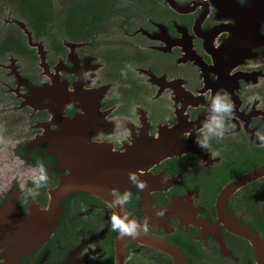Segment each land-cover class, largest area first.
<instances>
[{"label": "flooded vegetation", "instance_id": "flooded-vegetation-1", "mask_svg": "<svg viewBox=\"0 0 264 264\" xmlns=\"http://www.w3.org/2000/svg\"><path fill=\"white\" fill-rule=\"evenodd\" d=\"M37 1L0 0L2 264L50 225L40 212L64 164L78 189L14 264H257L244 235L264 247V174L245 176L264 165V0ZM217 90L234 119L203 150L195 130ZM37 161L49 180L33 198ZM125 189L118 211L141 230L121 238L108 202Z\"/></svg>", "mask_w": 264, "mask_h": 264}, {"label": "clouds", "instance_id": "clouds-1", "mask_svg": "<svg viewBox=\"0 0 264 264\" xmlns=\"http://www.w3.org/2000/svg\"><path fill=\"white\" fill-rule=\"evenodd\" d=\"M125 76L126 74L122 73ZM84 78H88V74H84ZM119 98V93H116ZM235 104L231 99V95L226 90H217L210 96L209 105L207 108V115L204 121L201 122L199 129H196L198 139L195 140L196 144L203 150H207L211 147V141L213 139L220 141L225 138V135L229 132V122L234 119ZM4 128L3 124H0V131ZM193 133L189 131L187 136H191ZM258 141L264 146V135L257 134ZM0 142H3V137L0 136ZM214 156H219V152L212 153ZM31 176V188H25L26 196L35 198L40 194V189L45 187L48 183L49 177L47 169L43 162L37 161L36 166L32 169ZM129 183L136 187L138 190L143 191L147 189L148 185L146 181L140 179V175L137 173L128 174ZM112 200L109 202L110 206L114 209H123L125 205L131 202L133 193L130 189H125L123 192L118 190L112 193ZM157 216H163L164 210L158 211ZM112 228L117 231L121 238L123 237H135L141 230V222L122 215L119 211L115 212L110 218ZM143 231H147V218L143 222ZM2 264V261H0Z\"/></svg>", "mask_w": 264, "mask_h": 264}, {"label": "water", "instance_id": "water-1", "mask_svg": "<svg viewBox=\"0 0 264 264\" xmlns=\"http://www.w3.org/2000/svg\"><path fill=\"white\" fill-rule=\"evenodd\" d=\"M63 167L66 169V172H67L66 175H64L60 179L59 184L54 189L49 191V201H48L47 207L45 210L40 212V215H41L40 218L42 220H45L46 223L50 221V225L47 224L43 228L44 229L43 234H39L38 232L35 233L34 228L36 227H34L32 228L34 229L31 232L32 234H28L26 235V237L23 236L22 240L19 241L18 243L19 245L17 246L16 250L12 252V257L7 259L8 264H14L20 256L26 254L28 251L35 248L49 235V233L52 230L51 223H54V220L56 217L57 205H58L59 200L66 193H69L71 192V190H74L77 188L74 184L71 183V167L68 164H64ZM263 174H264V165L260 166L259 168H257L256 170L250 173H247L245 176V180H248V181L253 180ZM242 182H244V178H240L236 180L235 184L229 186V188L224 189L223 192L226 194L228 190L232 191L237 186L236 184H240ZM37 231H40V227L37 228ZM244 237L247 238L251 242L253 249L255 250L257 264H264V247L262 243L258 240L257 237H254L252 235L245 234ZM165 247L168 250V246L165 245Z\"/></svg>", "mask_w": 264, "mask_h": 264}, {"label": "trees", "instance_id": "trees-1", "mask_svg": "<svg viewBox=\"0 0 264 264\" xmlns=\"http://www.w3.org/2000/svg\"><path fill=\"white\" fill-rule=\"evenodd\" d=\"M37 2H38L37 0H27V3L30 6V8L35 6L37 4ZM33 9H34V7H33ZM39 9L37 10V12L39 11ZM33 11H35V10H33Z\"/></svg>", "mask_w": 264, "mask_h": 264}, {"label": "rangeland", "instance_id": "rangeland-1", "mask_svg": "<svg viewBox=\"0 0 264 264\" xmlns=\"http://www.w3.org/2000/svg\"><path fill=\"white\" fill-rule=\"evenodd\" d=\"M5 13H6V9H4V10L1 11V14H0V21H1V20H4V19L7 18V17H6L7 15L5 16Z\"/></svg>", "mask_w": 264, "mask_h": 264}]
</instances>
